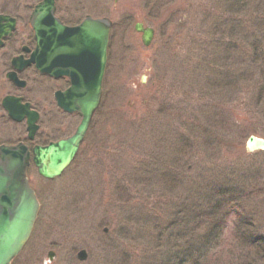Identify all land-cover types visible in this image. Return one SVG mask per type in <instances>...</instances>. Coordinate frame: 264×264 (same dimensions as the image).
I'll list each match as a JSON object with an SVG mask.
<instances>
[{"label":"rangeland","instance_id":"374dc122","mask_svg":"<svg viewBox=\"0 0 264 264\" xmlns=\"http://www.w3.org/2000/svg\"><path fill=\"white\" fill-rule=\"evenodd\" d=\"M235 1L58 0L69 23H112L102 101L59 178L29 168L40 208L11 264H178L205 246L211 264H264V152L246 148L264 139V0ZM52 86L27 88L39 143L80 123L50 106ZM2 121L11 142L27 138Z\"/></svg>","mask_w":264,"mask_h":264},{"label":"water","instance_id":"95a60500","mask_svg":"<svg viewBox=\"0 0 264 264\" xmlns=\"http://www.w3.org/2000/svg\"><path fill=\"white\" fill-rule=\"evenodd\" d=\"M32 27L38 40L43 36L45 45L51 47L48 60L56 66V61H59L64 67H69L60 74H53L71 79V87L56 94L58 106L81 117L72 136L33 149V162L38 174L47 180H55L74 161L100 106L111 21L87 17L76 27H65L53 16L52 0H46L33 13ZM135 31L141 35L142 44L149 47L154 39V30L137 23ZM35 54L30 61L36 62ZM32 114L35 115L28 111L29 118ZM34 121L36 115L28 123L30 140L34 139L37 130ZM246 148L251 153L264 152V139L250 136ZM29 160L30 152L24 145L0 147V264H11L21 253L38 217L40 204L27 177ZM54 255L53 252L48 253L50 261ZM78 258L84 260L86 253L79 252Z\"/></svg>","mask_w":264,"mask_h":264},{"label":"flooded vegetation","instance_id":"af4514ba","mask_svg":"<svg viewBox=\"0 0 264 264\" xmlns=\"http://www.w3.org/2000/svg\"><path fill=\"white\" fill-rule=\"evenodd\" d=\"M44 1L0 0V119L3 120L2 122L5 124V127H10V125L22 126L27 136V138L20 136L16 141L11 142L10 139H7L6 132L4 133L0 129V138H3L0 139V146L9 147L23 144L31 154L33 148L36 146H47L53 142L66 139L75 132L65 138L47 141L46 143L37 142L39 133L41 132L40 129L44 119V112L35 104L36 102L34 103L27 97V88L31 79L33 82L46 80L53 85L50 87V91H52L50 106L54 107L57 112L67 116L77 115L75 113H67L60 109L56 99L57 93L64 92L71 87V79L65 75L55 77L53 74H60L69 69V67H64L63 62L61 63L59 61H56L57 66L53 61H45V57L51 54V48L45 46L43 37L40 38V41L38 40L32 27L33 13L36 7ZM52 4L53 16L62 25L75 27L81 23V21L78 24L69 23L70 21L64 20L58 14V0H52ZM35 52L36 62H32L30 60H32ZM44 69L49 72L44 71ZM27 105H29V108H27ZM28 111L29 113L34 112L36 115V121L34 123L37 125V130L33 141L28 140V123L30 122V118L33 120L35 115L32 114L33 116L29 118ZM32 165L34 166L31 161L30 167Z\"/></svg>","mask_w":264,"mask_h":264},{"label":"trees","instance_id":"16d2710c","mask_svg":"<svg viewBox=\"0 0 264 264\" xmlns=\"http://www.w3.org/2000/svg\"><path fill=\"white\" fill-rule=\"evenodd\" d=\"M235 2L237 4L238 9L241 10V9H243L247 5L248 0H236ZM251 61H253L254 63H256L257 58L256 59H251ZM262 71L263 72L261 74V80L260 81H262V83H264V70H262ZM259 95L260 96L263 95L260 90H259ZM208 238H211V237L208 236ZM242 241H244V237H242ZM247 244H252V243H247ZM210 249H208V250H210ZM208 250H206V246L202 250H199L198 253H197V255H198L197 258L198 259H196V260H193L192 254L190 255V253H189L188 254L189 256L185 257V259L184 258L183 259H180L178 264H190V263L191 264H211L210 263V258H209L210 251H208ZM230 264H232V263H230Z\"/></svg>","mask_w":264,"mask_h":264}]
</instances>
